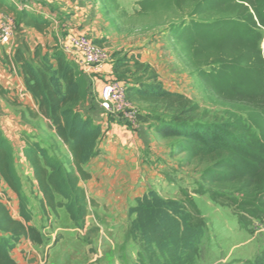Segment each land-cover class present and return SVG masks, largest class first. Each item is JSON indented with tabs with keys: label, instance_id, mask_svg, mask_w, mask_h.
Returning a JSON list of instances; mask_svg holds the SVG:
<instances>
[{
	"label": "trees",
	"instance_id": "trees-1",
	"mask_svg": "<svg viewBox=\"0 0 264 264\" xmlns=\"http://www.w3.org/2000/svg\"><path fill=\"white\" fill-rule=\"evenodd\" d=\"M98 1L114 18L119 33L127 31L123 24L127 19L132 27L145 22L148 30L169 25L174 55L186 70L196 73L203 94L218 112L167 90L157 70L139 56L113 53V58L124 54L115 61L114 75L133 77L127 85L128 99L151 109L138 116L139 122L162 140L179 139L174 149L185 155L182 165L202 168L201 181L207 186L205 191L182 189L178 200L151 191L139 201L134 221L140 228L137 264H192L207 228L194 195L208 194L216 206L231 209L242 229L264 220V0H139L132 16L120 10L118 0ZM0 8L14 11L20 27L43 33L53 24L51 18L26 8L8 6L7 0H0ZM187 16L191 18L187 24L177 25ZM104 42L96 40L100 46ZM13 61L37 104V110L21 112L23 120L42 117L68 150L64 158L39 141L26 142L22 155L30 164L40 209L45 215L64 209L82 232L88 229L89 207L96 205L81 185L91 179L85 165L103 153L102 125L81 110L89 83L57 46L38 45L30 58L17 50ZM8 93L0 85V95L7 101ZM15 155L14 144L0 127V187L5 196L9 191L16 195L19 208L16 219L0 196V264H18L12 253L22 240L42 244ZM97 231L93 227L85 235L89 244ZM158 253L166 255L162 262ZM255 264H264V250Z\"/></svg>",
	"mask_w": 264,
	"mask_h": 264
},
{
	"label": "rangeland",
	"instance_id": "rangeland-1",
	"mask_svg": "<svg viewBox=\"0 0 264 264\" xmlns=\"http://www.w3.org/2000/svg\"><path fill=\"white\" fill-rule=\"evenodd\" d=\"M138 1L118 0L120 10L126 11L132 16L139 9ZM7 3L8 6L26 8L29 13L40 17H44L39 13L44 9L50 13V17L53 19V26L43 33L18 25L14 38L19 36L34 42H38L40 39L45 48L63 46V48L72 50L69 36L72 27L75 26L71 15L60 11L46 0H7ZM188 11L186 10L187 13ZM106 16L108 18L107 21L105 20L106 25L108 26L109 23V25L111 24L109 28L115 29L111 30L113 34L103 45L111 55L110 63L104 68L114 71L115 61L117 58H123L122 56L126 53L129 57L139 56L144 63L163 67V70L166 68L167 71L163 72L164 83L172 80L171 84L178 85L177 88L172 86L175 90H182V84L183 90H187L186 92L189 94L186 96L211 113H218L212 109L201 91L202 89H199L196 73L186 70L174 55L169 40V25L148 30L143 25L144 21H141L144 23L134 24L135 27H132L133 23L127 19L123 23L127 31L119 33L113 23L114 18L107 14ZM6 17L16 20L17 14L14 11L0 8V19L3 20ZM190 20L191 18L187 16L177 20L176 23L177 25L187 24ZM67 40L68 45L65 44ZM31 47L36 48L34 44ZM120 51H123L124 54L113 58V53ZM133 51L136 53L132 54ZM68 55L74 58L73 54L68 53ZM192 76H196L197 79H193ZM6 78H10V82L7 83ZM19 78H21L20 70L13 61V55H6L4 47L0 43V84H5L4 86L8 88L9 92L8 101L0 95V127L6 137L10 135L11 138H15V141L11 142L15 148L16 166L23 179L24 192L30 198V209L33 214L32 224L42 236L40 245L34 243L27 245V240H22L13 251V258L18 264H137V254L140 251V228L134 221L137 218L135 210L139 201L151 191L157 192L164 199L172 200L180 198L182 189L190 192L205 191L207 186L201 181L202 168L182 165L185 155H178L177 150L174 149L180 142L179 139L162 140L152 133L149 136L157 138L156 142L165 151L159 160L148 163V174L151 175V172L155 174L152 175V178L147 174L140 173L139 179L134 176L136 181L127 170L118 171L112 166L114 169L112 171L108 169L107 174L99 172L101 176L96 182L101 185L102 190L96 193V197H91L88 190L90 188H84L89 199L93 198L96 201L95 206L89 207L88 229L82 232L78 230L64 209L58 210L57 215L52 212L45 215L40 209L39 196L36 193L35 184L32 182L30 164L26 162L23 155H20V149L26 146L27 140H31L39 141L52 153L59 152L64 158L68 157V150L44 119L28 117L23 120L21 112L26 109H22L21 106L27 103L25 96L27 92L24 91L22 78L21 80ZM126 79L128 80L110 75L108 82H121L127 86L133 77L126 76ZM89 88L90 94L93 95L92 84L89 85ZM127 100L139 115L151 112L148 106ZM114 121L111 118L105 120L107 123ZM137 125L140 126L141 122ZM24 126H32L33 131L28 132ZM149 153H153V148L149 150ZM109 167L111 168V166ZM3 189L0 187V196L6 199L5 202L12 216L19 219L18 200H13L9 194L5 196L2 192ZM96 189L98 192L99 187ZM193 197L205 218L207 228L199 237L200 252L192 264H255L256 258L264 250V230L259 229L256 224H264V220H254L248 228L242 229L231 209L216 206L210 200L209 195L205 193L202 196L194 195ZM93 227H97L98 231L90 236L92 241L89 244L85 235ZM153 248L157 249L156 245H153ZM163 257L166 255L158 253L161 262L164 260Z\"/></svg>",
	"mask_w": 264,
	"mask_h": 264
},
{
	"label": "crops",
	"instance_id": "crops-1",
	"mask_svg": "<svg viewBox=\"0 0 264 264\" xmlns=\"http://www.w3.org/2000/svg\"><path fill=\"white\" fill-rule=\"evenodd\" d=\"M46 1L49 4L54 5V7H57V9H59L60 11L72 16L75 27H72L70 34L87 35L98 40L104 39L106 42H108L111 34H113L111 30L115 28L110 29L109 27L111 24L109 25V23L108 26L106 25L105 20L107 21L108 18L105 14L103 4L98 0ZM39 13L44 15V17L51 18L50 13H48L44 9L43 11H39ZM51 26H53V24ZM33 44L35 47L41 45L44 49H46L40 39H38V42H34L33 40L31 41L30 39H23L19 36H17V38H13L11 43L5 45L2 44V46L4 47V51L8 56L10 54L14 55L17 50H21L22 52H24L27 58H30L35 50L34 47H31L33 46ZM65 44L68 45V40L65 42ZM60 48H63V46H60ZM131 53L135 54L136 52L133 51ZM67 56L83 72L89 85L92 84L93 86V95H91L89 92L87 102L81 105V110L83 111V113L91 117L97 124H101L103 127V138L100 142V149H102L103 153L102 155L92 159L85 165V169H87V171L91 174V179L88 181H83L81 183L82 187L85 189L90 188L88 189L89 194L91 195V197H96V193H99L102 190L101 185L97 184L96 180L100 178L99 176H101L103 172L104 174H107L108 169L112 171L114 168L118 171L123 169L127 170V172L132 175L133 179L136 181L137 179L134 176L138 177L139 179L141 177L140 173L147 174L150 178H152V175L154 173L152 174L151 172V175L148 174V163L153 160H159L161 157H163V154L165 152L164 148H161L158 142H156L157 138L149 136L152 135V133H155L154 130L145 123H141V125L137 127L128 126L124 124V121H121V119L118 118L114 119V122L107 123L105 122V120L107 119L103 118V115L101 113L100 97L102 89L104 84L110 79V75H114V71L108 68L96 69L84 66L82 62V55L76 51H73L74 58L70 57L68 54ZM152 66L157 70V73L160 75L161 80L167 90L189 95L186 92L187 90H183L182 84V90H175L172 86L177 88L178 85L171 84L170 82H172V80L164 83L163 80L165 79V75L163 74V72L167 71L166 68L163 70V67L154 65ZM172 76L174 75L172 74ZM174 77H177V75H175ZM192 78L194 79L196 78V76H192ZM19 79L21 80V78ZM6 81L7 83L10 82V78H6ZM0 85L6 91L8 90V88L4 86L5 84ZM198 87L199 89H201V85L199 82ZM25 96L27 98V103L25 105L23 104L22 106L19 104L22 109L27 110V108H31L32 110H37V104L33 97L29 93H25ZM91 97L92 99H90ZM39 118L43 119L42 117H38V119ZM24 129H26L28 132L33 131L32 126H24ZM7 138L10 141H15V138H11L10 135L9 137L7 136ZM59 141L61 140L59 139ZM151 148H153V153H149V150ZM109 166H111V168ZM99 172H101V174ZM30 173L32 174L31 168ZM32 182L33 184H36L33 178ZM96 187H99L98 192H96ZM128 190L130 191V189ZM9 195H11L13 200L17 199L16 195H14L10 191ZM27 245H32V243L30 241H27Z\"/></svg>",
	"mask_w": 264,
	"mask_h": 264
},
{
	"label": "built area",
	"instance_id": "built-area-1",
	"mask_svg": "<svg viewBox=\"0 0 264 264\" xmlns=\"http://www.w3.org/2000/svg\"><path fill=\"white\" fill-rule=\"evenodd\" d=\"M17 22L11 18L0 19V43H11L17 28ZM69 42L72 50L62 48L66 54L72 55L76 51L82 55L83 64L89 68L102 69L110 63V54L103 46L96 44V39L87 35L70 34ZM127 86L121 82H106L100 97V109L103 118L121 119L124 124L132 127L139 124V113L128 103ZM139 122V123H138ZM24 147L20 149L22 155ZM259 229L264 230L263 223H257Z\"/></svg>",
	"mask_w": 264,
	"mask_h": 264
}]
</instances>
